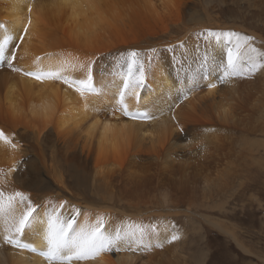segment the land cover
Here are the masks:
<instances>
[{"label": "bare ground", "instance_id": "obj_1", "mask_svg": "<svg viewBox=\"0 0 264 264\" xmlns=\"http://www.w3.org/2000/svg\"><path fill=\"white\" fill-rule=\"evenodd\" d=\"M227 1L0 0V45H3L0 55V133L3 134L0 136V193L3 194L0 196V259L3 261L0 263L135 264L130 258L124 262L113 258L114 245L91 254V258L50 262L5 242L4 237L47 253L49 220L59 226L60 222L74 218L70 237L101 223L104 235L114 238L116 232L110 228L117 220L121 235H129L127 240L116 243V249H122L128 240H138V199L142 196L138 195V172L133 169L160 164L165 170V161L175 162L171 153H184L187 147L199 142L202 134L198 129L203 125L228 122L226 99L239 105L236 87L229 90L232 81L224 84L222 94L214 101L213 95L220 84L217 77L208 78L203 85L204 96L211 102L205 108L194 102V96L178 94L191 86V81L199 80L200 72L189 74L185 65L178 73V64L173 60L181 45L185 49L209 45L208 55L215 62L213 68L216 74H222L227 63V47L218 37L220 17L216 19L212 13L214 10L220 13ZM253 4L264 7V0H253ZM197 8L201 14L196 12ZM147 13L153 14L155 20L152 15L147 18ZM140 15L145 18H139L141 21H152L155 27L157 17L169 23L159 34L151 23L155 36L138 32L142 37L124 43L118 33ZM171 18H175L173 23ZM205 30L210 34H203V38L201 31ZM168 31L173 35L167 37ZM133 51L135 57L130 55ZM78 53H82L79 59L83 61L77 59L76 63L74 58ZM132 60L135 64L129 72ZM140 65H143V84L137 86L135 81L142 78L136 71ZM49 71L58 72L60 78L38 80L26 75ZM89 71L91 80H88ZM126 78L129 83L125 89ZM82 80L89 86L78 83ZM213 84L215 87L210 86ZM122 90L123 102L120 101ZM205 113L211 117H205ZM204 137L209 143L216 142ZM142 152L147 155H141ZM85 154L92 155V160L87 156L82 158ZM124 167L135 172L133 178L129 170L127 175L132 178L131 187L127 184V188L133 191L128 189L126 193V186L118 185L124 189L113 192L112 182L118 178H112L117 172L119 176ZM41 176L50 177L60 187L55 195ZM88 181H92L96 193L100 186L105 189L101 188L102 195L94 193L100 196L99 203L103 204L100 206L120 209L115 219L100 213L96 199L84 195L78 198L68 191ZM121 183L125 184L126 180ZM17 192L23 194V201L15 197ZM167 199L166 193H159V206L164 207ZM29 204L36 211L21 238L15 233V226ZM206 222L216 231L228 234L219 222L212 219Z\"/></svg>", "mask_w": 264, "mask_h": 264}, {"label": "rangeland", "instance_id": "obj_2", "mask_svg": "<svg viewBox=\"0 0 264 264\" xmlns=\"http://www.w3.org/2000/svg\"><path fill=\"white\" fill-rule=\"evenodd\" d=\"M196 12L201 14L199 8ZM145 15L147 18L153 16L151 13ZM212 15L216 19L220 17L218 37L224 40L227 48H235L237 43H244L247 37L255 51L240 60L242 66L237 70H224L222 74H216L213 68L215 62L208 55L211 51L209 45H192L187 49L184 45L179 46L178 56L173 59L178 64L177 72L186 65L189 74L200 73L197 74L199 80L189 81L191 86L178 94L194 96V102L205 108L211 103L204 96L205 81L217 77L220 84L213 95L214 101L222 94L224 84L232 81L229 90L236 87L237 95L240 96L239 105L226 99L225 105L230 112L228 122L203 125L198 129L202 134L199 142L187 147L184 153H171L175 162L165 161V170L160 168V164L138 166V171L133 169L138 172V195L142 196L138 199V240H128L120 250L116 249L117 244L111 248L115 250L113 258L119 262L130 258L129 261H135V264H264V7L253 4V0H228L221 6L220 13L214 10ZM142 16H138V19H142ZM138 19L122 27L118 33L123 36L121 39L124 43H128L130 38L129 42L142 37L139 33L154 35L159 31V34L164 25L169 23V20L161 18L162 23L166 21L162 24L157 17L156 28L151 18L149 23L144 21L145 18L142 21L139 19L142 23ZM171 19L173 23L175 18ZM150 24L156 31L152 30L154 27ZM145 25L151 28L146 29ZM201 32V36L210 34L206 30ZM167 33V37L173 35L172 31ZM205 35L202 37L205 38ZM79 58L82 59V53H78L74 61ZM179 59H182L181 64ZM204 115L211 117L209 113ZM204 136L216 142L209 143ZM191 151L194 152L190 154ZM140 154L147 155L145 152ZM84 156L92 160V155L85 154L82 158ZM126 167L119 172V176L117 172L112 178H118L112 182L113 192L118 193L124 189L123 186L133 191L129 184L135 172L128 169L129 176L133 174L130 179ZM123 174L126 176L123 177ZM41 180H44L46 187L54 190L52 195L58 192L57 188L60 187L50 177L41 176ZM125 180L126 183L122 184ZM71 182L68 180L69 184H74ZM127 184L130 187L127 188ZM101 188L96 193L92 181H88L86 185H74L68 191L78 198L84 195L96 199L101 208L100 213L115 219L120 209L100 206L103 205L99 203L100 196L94 195H102ZM129 190L124 192L128 193ZM162 192L168 197L164 207L159 206L158 201V194ZM105 196L109 198V195ZM207 219L219 222L228 234L213 229L206 222ZM120 230L115 220L110 231L117 233Z\"/></svg>", "mask_w": 264, "mask_h": 264}, {"label": "snow or ice", "instance_id": "obj_3", "mask_svg": "<svg viewBox=\"0 0 264 264\" xmlns=\"http://www.w3.org/2000/svg\"><path fill=\"white\" fill-rule=\"evenodd\" d=\"M23 37H21L22 39ZM250 38H245L244 43H237L235 48L228 47L226 52V67L225 72L231 70L235 71L239 67L240 60L248 56L251 52H254L255 49L249 43ZM247 45V46H246ZM3 53V45H0V55ZM130 55L135 57L137 54L135 51L131 52ZM15 58V54L13 53V59ZM11 63V61H9ZM132 64H135V60H132L129 63V72L132 71ZM91 67V66H89ZM255 67V64H253ZM136 71L141 73V79L135 81L136 85L143 84V65H140ZM28 76H32L38 80L43 79L45 77L50 79H57L60 78L58 72H46V73H35L29 72L26 73ZM91 72L89 71L88 80H91ZM66 83L68 81H65ZM76 83V82H73ZM85 87H88L86 81H79L78 82ZM128 80L125 79V89L128 87ZM211 87H215V85H210ZM123 91L120 94V101L123 102ZM125 113L127 114V110L125 109ZM3 134L0 133V136ZM3 194L0 193V196ZM15 197H19L21 201L25 198L22 193H15ZM10 200L13 197L9 198ZM36 209L32 207L31 204L28 205L27 210L23 213L22 217L19 219L18 223L15 226V233L19 235L21 238L25 235L26 230L28 229L29 225L32 222L33 215ZM58 219V218H57ZM75 223L74 218L69 219L66 222H60L59 226L56 225L54 221L51 219L49 220V232L47 235V243H48V252L46 254L47 259L51 262L53 259H59L63 261H71L72 259H81V258H91V254L98 252V251H105L110 246L115 245L117 242L121 240L128 239V233H125L123 236L119 231H117L116 236L114 238H108L104 235L102 229L103 225L98 223L93 225L89 230L81 229L80 233L75 237H70V231L73 228V224ZM143 235V233H141ZM5 242L7 243H15L19 245V240H15L14 238H10L8 236L4 237ZM176 239V237H173ZM162 246V245H158Z\"/></svg>", "mask_w": 264, "mask_h": 264}]
</instances>
